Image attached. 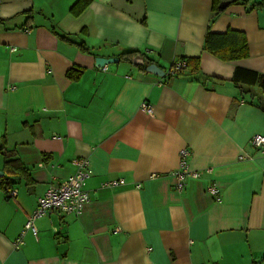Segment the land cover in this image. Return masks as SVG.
I'll use <instances>...</instances> for the list:
<instances>
[{
  "label": "crops",
  "instance_id": "obj_1",
  "mask_svg": "<svg viewBox=\"0 0 264 264\" xmlns=\"http://www.w3.org/2000/svg\"><path fill=\"white\" fill-rule=\"evenodd\" d=\"M77 1L0 0V182L11 180L0 187V264H262L264 151L250 142L264 136V95L231 80L236 68L264 75V9H250L260 0L217 17L212 0H91L73 17ZM227 30L244 34L247 58L203 49L207 32ZM132 50L164 76L120 58ZM95 57L118 62L97 68ZM197 58L194 74H169ZM181 150L200 177L178 192ZM15 159L21 175L5 170ZM76 159L92 173L82 212L35 219L36 235L14 248ZM113 179L124 184L103 186Z\"/></svg>",
  "mask_w": 264,
  "mask_h": 264
},
{
  "label": "built area",
  "instance_id": "obj_2",
  "mask_svg": "<svg viewBox=\"0 0 264 264\" xmlns=\"http://www.w3.org/2000/svg\"><path fill=\"white\" fill-rule=\"evenodd\" d=\"M185 61H179L174 63L171 66L169 72L172 74H180L184 70ZM141 109L149 115H152L153 109L149 105L142 104ZM250 144L257 151H264V136L262 135H253L251 138ZM179 167L173 172V177L175 179V190L182 192L185 189V182L189 178L198 179L200 174L191 170L188 167V156L189 151L181 150L179 152ZM76 170L75 172L63 180L57 187H52L47 190L41 197L38 198L36 209L29 217L28 221L25 224V229L17 238L14 243V248H18L22 242V236L25 231H31L33 235H36L37 229L34 225L35 219H39L50 213L56 214H65V215H75L78 216L86 203L89 201V194L84 190L85 182L91 176V170L89 168L88 161L85 159H76L73 162ZM210 173V169H206ZM151 177L156 178L157 175L153 174ZM124 184L123 180L113 179L105 183L103 186L106 188H112L121 186ZM9 195L14 196L15 192H8ZM207 193L213 197L217 198L219 195V186L218 184L212 182L211 185L207 188Z\"/></svg>",
  "mask_w": 264,
  "mask_h": 264
},
{
  "label": "trees",
  "instance_id": "obj_3",
  "mask_svg": "<svg viewBox=\"0 0 264 264\" xmlns=\"http://www.w3.org/2000/svg\"><path fill=\"white\" fill-rule=\"evenodd\" d=\"M238 0H212L213 7V16L217 17L224 9H220L219 6L221 3L228 2L229 4L237 3ZM91 0H78L69 10V13L73 17L80 16L84 10L87 8V6L90 4ZM243 4H248V2H243ZM250 9L254 10H260L264 9V0H260L259 3H254L250 5ZM31 19V15H28V21ZM204 45L203 49L212 55H215L218 59L221 61H236L240 59H245L249 56L248 53V45L247 40L245 39V36L243 33L239 31H232L227 30L226 32L222 33H212L207 32L204 37ZM81 49H84L82 44L78 45ZM144 55L141 54L139 51H128L125 53H122L120 55V58L124 61H127L129 63H134V60L136 57H143ZM183 61V60H182ZM185 61V60H184ZM199 63V58L197 59H187L184 70L179 74H183L185 69L191 71L192 74L197 72ZM148 65H151V61L146 60L145 64H137L140 68V70L144 71L146 70V67ZM81 71L70 69L66 75L70 80H76L80 77ZM232 82L234 84L237 83H243L247 86H257L264 95V75H260L257 72H254L252 70H244L241 68H236L232 78ZM1 150V149H0ZM14 154L10 152V155H6V159L9 157H13ZM5 170L8 172V174L16 175L24 173V167L21 165V163L15 159V160H8L4 163ZM11 184V180L9 178H4L0 182V187L6 192L9 189V185ZM8 193V192H7ZM262 264H264V256L262 257Z\"/></svg>",
  "mask_w": 264,
  "mask_h": 264
},
{
  "label": "water",
  "instance_id": "obj_4",
  "mask_svg": "<svg viewBox=\"0 0 264 264\" xmlns=\"http://www.w3.org/2000/svg\"><path fill=\"white\" fill-rule=\"evenodd\" d=\"M228 2H224V3H221V5L219 6L220 9H225L227 6H228ZM95 60V66L97 68H103L105 66H107L108 64H111V63H117L118 62V59H115V58H102V57H95L94 58ZM135 63H138V64H142L144 62V59L141 58V57H136L135 60H134ZM146 70L149 71L150 73L156 75V76H164V72L162 70H160L159 67H157L156 65H148L146 67ZM3 176V173L0 172V177Z\"/></svg>",
  "mask_w": 264,
  "mask_h": 264
}]
</instances>
